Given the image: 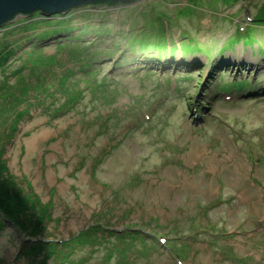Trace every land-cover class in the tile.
<instances>
[{
	"label": "rangeland",
	"instance_id": "374dc122",
	"mask_svg": "<svg viewBox=\"0 0 264 264\" xmlns=\"http://www.w3.org/2000/svg\"><path fill=\"white\" fill-rule=\"evenodd\" d=\"M89 6L52 17L20 16L0 27V53H13L0 71V86L15 95L0 115V167L8 175L3 186L34 195L49 209L44 223L30 220L24 229L12 220H20L13 207L11 219L1 212L0 264H175L163 239L188 230L195 236L188 241L192 253L179 255L183 264H241L240 257L264 264V0ZM148 25L176 45L129 42L131 29L142 39ZM188 35L198 39L191 51L182 48ZM132 48L140 57L129 58ZM100 50L116 53L106 61ZM86 51L82 57L89 60H71ZM206 54L232 68L248 67L240 76L253 86L223 92L219 81L206 84L208 67L178 69L182 61L205 65ZM54 72L64 80L52 79ZM237 75L231 69L222 83ZM30 94L42 106L35 101L27 115L32 101L22 99ZM67 103L69 112L52 116ZM22 111L12 130V116ZM117 198L103 219L119 220L117 231L141 226L147 240L158 241L151 254L143 253L144 239L141 250L118 251L113 237L76 239Z\"/></svg>",
	"mask_w": 264,
	"mask_h": 264
},
{
	"label": "trees",
	"instance_id": "16d2710c",
	"mask_svg": "<svg viewBox=\"0 0 264 264\" xmlns=\"http://www.w3.org/2000/svg\"><path fill=\"white\" fill-rule=\"evenodd\" d=\"M89 7L92 8V6H89ZM82 8L83 7L76 8L75 10L78 11V10H81ZM84 8H86V7L84 6ZM71 11H69V12H71ZM34 15H37V14H34ZM59 15H62V14H59ZM32 16H30V17H32ZM17 19H18V17L15 20H17ZM14 21H12V22H10V23L2 26V27L5 29L11 23H13ZM133 29H131V33L127 34L128 35L127 38L132 40V41H129L130 43L136 44V43H142V41L143 42L148 41L149 43L152 44V42L154 41L155 43H157V45L159 43L162 44L163 42H166V43L172 42V45L173 44L176 45L175 39H171L169 41L168 35L161 34V33L158 34V33L153 32L152 30H154V29H151L150 25H148L147 28L144 27V31L147 34V37L146 38H142V39H138L137 38L136 31H135V29L134 30ZM66 32L67 33H71V32H73V29H70L69 31H66ZM151 34H154V36H152ZM60 35L62 36V38H64L66 36L64 34H60ZM185 35H187V34H185ZM112 36L114 37L115 35H112ZM40 37H42V36H38L37 38H40ZM109 38H112V37H109ZM38 40H40V39H38ZM195 41H198V39H192L188 35L187 40L185 42H182V46H183L182 48L184 49L187 46L188 50L191 51L190 47L193 49L194 44L196 43ZM156 48H157V46H156ZM150 49H154V48H149L146 51H149ZM159 49H161V48L159 47ZM3 51L4 52L0 53V69H1L0 71H4V73H5L6 66L7 65L10 66V64H11V63L9 64V61H6V60H8V57L13 55V53L7 52V50H5V49ZM132 51H134L133 48H132L130 56H129L130 59L135 58L137 56L140 57V55H137V54H135V52H132ZM100 52H101V55H102L101 57H103L106 61L111 59L110 57H113L114 54L116 53L115 51H112V50H106L104 52H103V50H100ZM7 53H8V56L6 57L5 55H7ZM85 53L88 54L87 51H86L81 56L78 55L76 57H73L71 60H74V61L80 62V63H83V61L89 60L90 57H82ZM158 53H160V52H158ZM207 53H209V50H208ZM71 55H73V54H71ZM206 56L208 58V62L207 63L204 62L205 65L202 64V63H197V64H194V65H190L188 63H180L178 69H182V70L183 69H190V70H195L196 71L199 68V69H201L203 71V67H204V70H205V67H208V69L211 71L209 79L206 81L207 83L205 82L208 86L210 85V83H213L214 80H216L218 78H219L218 81L220 83H222L223 76L228 75L230 70L233 69L235 73H238V75L235 76V80L233 82L230 81V82L225 83V84L222 83L221 85L218 84L219 87H221V89L223 91L232 92L233 90H237L239 92H243L242 88L243 89H245V88L248 89V88H251L253 86V83L250 82L251 80L241 78V76H240L241 74L243 75V73H248V67L239 66V65H235L234 64V67L232 68L226 62H215L214 58H211V56H208L207 54H206ZM96 57H97L96 61H98L100 59V57H98V56H96ZM157 58H158V60H156V61L161 63V60H159V59H161V55L157 56ZM174 60H175V58L173 57L172 63H174ZM126 63H127V60H125V64ZM25 64H26V66H25L26 69L27 68L28 69H32L31 68L32 66H31L30 63H29L30 65L27 62ZM121 64L123 66H125L123 61L121 62ZM153 66L155 67V65H153ZM237 68H239L238 71L236 70ZM53 69H54V67H53ZM166 69H168V67L165 64L164 70H166ZM55 70L56 69H54V71ZM93 72H95V70H93ZM73 74L74 73H72V75ZM52 75H53L52 79H55V81H57V82L62 81L65 78L59 72L58 73L54 72ZM66 75H67V73H66ZM183 77H188V79H186V81H189V79H191V81H193L195 79V78H193V79L189 78L190 77L189 75H182V79H183ZM198 81H199L198 82L199 83V88L198 89H201L200 87L202 86L204 80H202V78H199ZM3 86H5V85L0 86V90H1V88ZM204 89H202L203 93H205V92L207 93V91L206 90L204 91ZM4 91H5V89L1 90V92H0V99L2 101H5V102L1 101L2 107L3 106H5V107H4V109H2V110H4V112H2L0 115L4 114L5 113V109L8 110V108L10 106L14 105V102H15L14 93H11V94L10 93H3ZM8 96H9V98H8ZM23 101H24V103H29L30 101H32L31 103H29V106H26V108H25V105H22V106H24L25 109H29L30 111L27 112V113H26V111L18 112L16 114L14 113L15 116L14 117L12 116V118L13 119L15 118V121L13 122V119H12V124H11L12 130L17 124V118L22 117L19 113H22V114L26 113L27 115L30 114L32 108L35 106V104H34L35 101L38 104L37 107H41L42 106V103L38 99H36L35 94L34 95L30 94V96H24V98L22 99V102ZM199 101H201V98H199ZM197 102L198 101L196 100L195 101L196 104L191 103L190 106L193 107L195 105H198ZM67 111L68 112L70 111V104H68V103L64 104L63 106H60L59 108H54L52 116H54L56 118H60V116H63L65 113H67ZM0 175H1L0 178L2 177V179H3V180L0 179V215H1V212H3L5 214V216L8 217V219H11L9 210L12 209V208H9V206H10V207L14 208L12 210L16 211L18 213V216L20 217L19 218L20 220L18 219L19 221H16V219H12V220H15V225H17V226L20 225V227L21 228L23 227V229H24L27 226H30V222L31 221H32L31 223H37V225H38L39 222L44 223L46 221L47 211L49 210L48 206L45 205L44 207H41L40 201L36 200L34 195H30L27 198L24 195V192H22V191L18 192L19 191L18 190L15 193L14 192L15 191V186L14 185H11V187L10 186L4 187L3 186V184H4L3 181H4V179H7V177H8L5 167H2V168L0 167ZM139 180H140V182H142V178L141 177H137L136 181H138V183H139ZM20 193H21V195L23 197L26 198V201L22 200V198H21L22 196L20 195ZM13 200L14 201L16 200V202H14V203L11 202ZM117 202H118V198H117V200H115V202H112L108 206L105 214L102 217L99 214H96V216L94 218L98 220L97 223L92 224L87 229L82 230L79 233H77L76 239H78V240L89 239L90 240L91 239V235H93V236H97L98 235L94 239V241L97 242L96 241L97 239H99V241H100V239H106V240H110L111 241V239L113 237V239H116L117 242L116 243H112L111 247H115V246L118 245L115 248L117 251L119 249H121L123 246L126 249L132 248L134 246L139 247L138 246L139 240L140 239H144V240L148 241L147 245L144 247V251L146 253H148V254H151V252H152V244H150V243L152 242V240H147L146 239V234H143V229H142L141 226H139L138 224H136V226L132 225V224H127V225H124V228L122 230L117 231V230L114 229V226L118 223L119 220H117L116 223L114 224V223H111V222H109L107 220L105 221L103 219V217H107V216H110L112 214L113 210L117 207V205H116ZM126 216H127L126 212H124L122 219H126ZM1 222L3 224L6 223L2 219V217L0 216V224H1ZM112 224H114V225H112ZM137 227H138V231H133ZM127 232H128V234H127ZM148 235L151 236V234H148ZM110 237H111V239H110ZM178 237H186L185 236V232H183L182 234L178 235ZM130 243H131V245L128 246L127 244H130ZM165 247H171V251H172L174 257H179L180 254H182V256L186 255V252H184V251L187 250V249H185L186 245H185V247H183L182 245L179 246L176 243V240H170L168 242V244L165 245ZM106 250L104 252H106ZM126 263H129V262L128 261L127 262H125V261H121L120 262V264H126Z\"/></svg>",
	"mask_w": 264,
	"mask_h": 264
},
{
	"label": "water",
	"instance_id": "95a60500",
	"mask_svg": "<svg viewBox=\"0 0 264 264\" xmlns=\"http://www.w3.org/2000/svg\"><path fill=\"white\" fill-rule=\"evenodd\" d=\"M139 0H0V27L14 21L17 17H30L39 12L52 17L66 14L71 10L90 5L92 7L133 5Z\"/></svg>",
	"mask_w": 264,
	"mask_h": 264
},
{
	"label": "bare ground",
	"instance_id": "6f19581e",
	"mask_svg": "<svg viewBox=\"0 0 264 264\" xmlns=\"http://www.w3.org/2000/svg\"><path fill=\"white\" fill-rule=\"evenodd\" d=\"M35 14H37V13H35ZM64 36V35H63ZM198 58H201L200 56H199V54L198 55H196ZM186 58H184L183 60H185ZM202 59H204L203 57H202ZM181 63H183V61L181 62ZM235 65H238V64H236L235 63ZM240 66V65H239Z\"/></svg>",
	"mask_w": 264,
	"mask_h": 264
}]
</instances>
